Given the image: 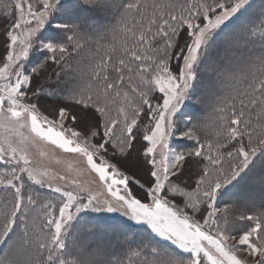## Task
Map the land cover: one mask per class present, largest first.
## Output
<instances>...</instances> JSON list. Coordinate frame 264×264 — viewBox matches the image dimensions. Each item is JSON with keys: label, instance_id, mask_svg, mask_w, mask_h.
Instances as JSON below:
<instances>
[{"label": "snow or ice", "instance_id": "6c2138e0", "mask_svg": "<svg viewBox=\"0 0 264 264\" xmlns=\"http://www.w3.org/2000/svg\"><path fill=\"white\" fill-rule=\"evenodd\" d=\"M0 11V264H264V196L229 220L250 183L264 193V0ZM50 64L66 87L45 93Z\"/></svg>", "mask_w": 264, "mask_h": 264}, {"label": "trees", "instance_id": "16d2710c", "mask_svg": "<svg viewBox=\"0 0 264 264\" xmlns=\"http://www.w3.org/2000/svg\"><path fill=\"white\" fill-rule=\"evenodd\" d=\"M4 2L9 4H14L13 0H4ZM64 2L69 3L70 0H66ZM256 4L257 6H259L260 0H256ZM99 22L110 25L113 21L111 17H107V18H101ZM9 23L10 21L8 23L5 22L3 12L0 11V56H3L5 54L6 43L3 33L5 28L8 27ZM71 71L72 70L70 69L69 73H71ZM57 72H59V66L55 64H50L44 75L39 76L36 80H34V85L38 87H42L45 90V93H47L49 90L59 92V90L65 88L66 85L63 82L58 81L56 75ZM61 75H63V73H61ZM67 78L68 77H65V79ZM58 102H60L59 96L57 95L49 96L46 94H42L38 99V106L40 107L42 112H44L45 114H50L52 109L57 105ZM209 113L210 110L200 108V115L202 117H206V121H205L206 127L204 131L200 133V135L202 137L206 135L209 139H211L212 136L214 135L215 120H214V114H209ZM185 143H188L190 146V142H185ZM181 179L182 180L187 179V176L182 177ZM260 191L261 189L259 187V193ZM262 196H264V193H262ZM229 199L230 197L225 198V200H229ZM260 203H261V199L255 198L252 199L251 202L248 203L247 205L243 202V199H241V202L237 203L234 207L232 205H229V211H231V215L229 217L230 222L236 221L237 217L240 214L248 215L251 214V212L256 211ZM221 207H223L222 204Z\"/></svg>", "mask_w": 264, "mask_h": 264}, {"label": "rangeland", "instance_id": "374dc122", "mask_svg": "<svg viewBox=\"0 0 264 264\" xmlns=\"http://www.w3.org/2000/svg\"><path fill=\"white\" fill-rule=\"evenodd\" d=\"M64 1H66V0H64ZM13 2H15V0H13ZM215 56H216V53H213L212 54V58L215 59ZM197 98L198 97H194V99H197ZM197 107L205 109V108H203L202 106H199V105ZM208 110H210V109H208ZM35 160H36L38 166H40L42 168L43 167H47V168H49V170H52V169L62 170L63 169V165L55 164L54 160L52 161V163H49L48 158L40 157L39 151L35 152ZM0 170H3V169H0ZM56 195L57 194L52 193V194H50L49 198H54ZM255 198H259V199L262 200V191H260V193H259V185L257 183H250L248 188L244 191V196L241 199H243V200L244 199L252 200V199H255ZM218 207H221V205H218ZM230 215H231V211H229V217H230Z\"/></svg>", "mask_w": 264, "mask_h": 264}]
</instances>
